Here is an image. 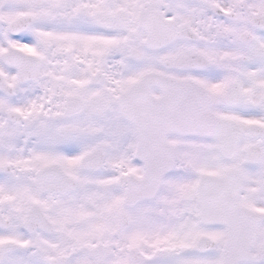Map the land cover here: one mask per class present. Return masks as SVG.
<instances>
[{
    "label": "snow or ice",
    "instance_id": "1",
    "mask_svg": "<svg viewBox=\"0 0 264 264\" xmlns=\"http://www.w3.org/2000/svg\"><path fill=\"white\" fill-rule=\"evenodd\" d=\"M0 264H264V0H0Z\"/></svg>",
    "mask_w": 264,
    "mask_h": 264
}]
</instances>
